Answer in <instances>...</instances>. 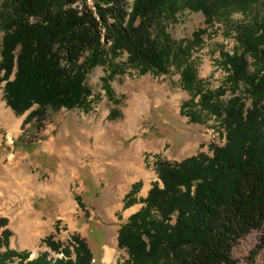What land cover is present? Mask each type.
Wrapping results in <instances>:
<instances>
[{
  "label": "trees",
  "instance_id": "16d2710c",
  "mask_svg": "<svg viewBox=\"0 0 264 264\" xmlns=\"http://www.w3.org/2000/svg\"><path fill=\"white\" fill-rule=\"evenodd\" d=\"M91 1L8 0L7 14H0L5 30L0 85L6 83L8 107L17 116L29 112L23 127L35 121L39 130L49 110H89L88 75L100 66L112 68L123 54L127 62L118 65L122 71L131 68L162 76L174 66L183 88L192 93L183 116L194 123H202L204 113L215 118L225 143L215 145L212 156L199 152L181 163L159 161L164 187L154 182L145 206L122 226L119 245L128 250L130 264H237L232 255L236 244L264 228V10L252 25L238 28L240 50L222 57L228 80L233 88H245L250 106L237 96L223 101L220 92L204 91L191 59L205 32H196L194 41H177L167 24L178 23L185 10L202 12L211 24L219 14L246 12L262 0ZM248 56L255 61L254 72ZM103 81L109 99L119 103L109 78ZM190 104L202 114H189ZM112 118H118L116 111ZM139 188V183L133 185L127 207L135 204L131 197ZM7 222L0 220V231ZM0 236V264H10L17 256L18 264L93 262L87 242L78 236L72 237L73 249L61 250L58 242L47 240L64 258L49 259L44 253L31 261L27 253L1 252L11 232L4 230Z\"/></svg>",
  "mask_w": 264,
  "mask_h": 264
},
{
  "label": "rangeland",
  "instance_id": "374dc122",
  "mask_svg": "<svg viewBox=\"0 0 264 264\" xmlns=\"http://www.w3.org/2000/svg\"><path fill=\"white\" fill-rule=\"evenodd\" d=\"M6 3L0 0L1 15L7 14ZM263 10L264 0L246 12L219 14L211 24L202 12L185 10L178 23L167 24V32L177 41H194L196 32H205L191 59L204 91L220 92L223 101L237 96L251 105L245 88H233L228 80L222 57L240 50L238 28L252 25ZM4 34L0 19V64ZM125 62L123 54L112 68L100 66L88 75L89 110H49L39 130L35 121L22 126L29 112L17 116L8 107L6 83H1L0 220L8 222L0 235L11 232L8 247L1 252L27 253V261L49 253V259L56 260L64 254L52 251L47 240L58 242L61 250L73 249L72 237L78 236L91 249L92 264H130L128 250L119 245V233L129 217L145 206L143 200L154 182L164 187L158 162L181 163L199 152L212 156V148L225 143L224 130L215 118L204 113L203 122L194 123L183 116L192 93L183 88L174 66L168 75H142L136 69L122 71L118 65ZM248 63L254 72L252 56ZM3 76L0 70V80ZM106 78L119 103L109 99ZM189 107V114H202ZM113 111L118 118H112ZM136 183L139 192L131 197L135 204L127 207L126 197ZM232 255L237 264H264V228L236 244ZM19 261L17 256L10 264Z\"/></svg>",
  "mask_w": 264,
  "mask_h": 264
},
{
  "label": "bare ground",
  "instance_id": "6f19581e",
  "mask_svg": "<svg viewBox=\"0 0 264 264\" xmlns=\"http://www.w3.org/2000/svg\"><path fill=\"white\" fill-rule=\"evenodd\" d=\"M108 249H109V248H108ZM110 249H111V248H110ZM111 253H112V251H111V250H109V251H108V256H109Z\"/></svg>",
  "mask_w": 264,
  "mask_h": 264
},
{
  "label": "crops",
  "instance_id": "0c3cea01",
  "mask_svg": "<svg viewBox=\"0 0 264 264\" xmlns=\"http://www.w3.org/2000/svg\"><path fill=\"white\" fill-rule=\"evenodd\" d=\"M134 185H135V184H134ZM131 190H132V189H131ZM131 190H130V191H131ZM129 193H130V192H129ZM129 193H128V194H129Z\"/></svg>",
  "mask_w": 264,
  "mask_h": 264
}]
</instances>
